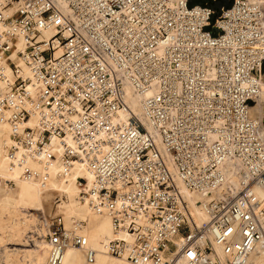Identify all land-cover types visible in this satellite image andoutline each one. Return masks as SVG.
Masks as SVG:
<instances>
[{
	"label": "built area",
	"instance_id": "1",
	"mask_svg": "<svg viewBox=\"0 0 264 264\" xmlns=\"http://www.w3.org/2000/svg\"><path fill=\"white\" fill-rule=\"evenodd\" d=\"M191 3L0 0L6 158L42 184L54 162L78 172V200L115 234L104 253L130 264H249L264 253V110L251 115L264 0ZM178 184L202 198L207 220L195 223ZM82 226L38 213L45 264H63L68 248L95 261Z\"/></svg>",
	"mask_w": 264,
	"mask_h": 264
},
{
	"label": "bare ground",
	"instance_id": "2",
	"mask_svg": "<svg viewBox=\"0 0 264 264\" xmlns=\"http://www.w3.org/2000/svg\"><path fill=\"white\" fill-rule=\"evenodd\" d=\"M261 83V93L256 100L255 106L251 108V115L257 121L261 120L262 110H264V82ZM128 96L131 97L130 92H128ZM128 104L137 115L140 114L139 103L136 98H130ZM9 133L8 124L5 121L0 122V178L2 182L8 179L14 183V187L3 183L0 186V216L23 211L25 214H28L29 220H32L39 210L44 209L42 199L45 197L43 198V195L52 192L53 194L50 193L48 196H63L65 201H62V206L58 212L65 217L63 219L65 224L68 226L72 220L82 223L85 222V226H82L81 233L87 240V247L96 252L95 261L88 263L84 248H68L63 253V264H130L128 262L126 263V261L124 262L122 259L115 260V258L110 259L106 257L104 244L115 237V234L112 230L110 219L106 215L93 213L86 204L78 200V194L84 184L83 180L77 177L78 172H72L68 176H63L61 175L62 169L60 165L58 162H54L47 169L48 179L45 184L39 182V179L36 177L22 178L21 169L19 167L11 168L6 158L7 147L10 145ZM160 151L165 156V153L162 150ZM30 167L39 171V167L36 164L30 163ZM178 186L191 206V213L195 223L199 225L207 220L205 211L195 205V202L202 200V198L188 193L181 184H178ZM41 212L43 213V211ZM35 220L37 219L35 218ZM28 237L34 253H32L31 258L26 264H45L48 256V245L46 241L43 239H35L33 235ZM16 253L15 251L13 255ZM8 256L9 254L7 253L6 264H12ZM249 264H264V253H254L249 259Z\"/></svg>",
	"mask_w": 264,
	"mask_h": 264
},
{
	"label": "rangeland",
	"instance_id": "3",
	"mask_svg": "<svg viewBox=\"0 0 264 264\" xmlns=\"http://www.w3.org/2000/svg\"><path fill=\"white\" fill-rule=\"evenodd\" d=\"M204 1L206 0H192L191 5H201ZM262 79H264V77H262ZM261 81L264 82V80ZM12 186L14 187V183ZM50 193L53 194L52 192H49V194ZM49 194L43 195V198L45 197L44 199H42L44 209L41 211H43L45 215L60 216L62 219H64L65 217L62 216L58 212V210L61 208L62 201H65V198L63 196L62 197L48 196ZM41 211L39 210L37 212V215ZM15 214L17 217L14 216ZM37 215L34 217V219H32L33 221L29 220L28 214H25V212L23 211H19L17 213L9 214V215L4 214L3 216L2 215L0 216V264H6L7 253L9 254L8 259L9 261L12 262V264L28 263V260L31 258L32 253H34V249L31 247L29 243L28 236L33 235L32 231L34 233V229L37 226V220H35V218L37 219ZM73 221L75 220H72L68 224V226H70V224ZM83 226H85V222L83 223ZM15 251L17 253L13 255ZM9 257L10 258L12 257L11 258L12 260ZM106 257L113 259L110 256H106ZM115 260L117 259L115 258Z\"/></svg>",
	"mask_w": 264,
	"mask_h": 264
},
{
	"label": "water",
	"instance_id": "4",
	"mask_svg": "<svg viewBox=\"0 0 264 264\" xmlns=\"http://www.w3.org/2000/svg\"><path fill=\"white\" fill-rule=\"evenodd\" d=\"M226 5H228V6H229V5H230V3H226Z\"/></svg>",
	"mask_w": 264,
	"mask_h": 264
}]
</instances>
